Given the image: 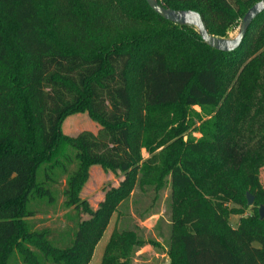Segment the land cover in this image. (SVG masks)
Returning a JSON list of instances; mask_svg holds the SVG:
<instances>
[{
  "label": "trees",
  "instance_id": "1",
  "mask_svg": "<svg viewBox=\"0 0 264 264\" xmlns=\"http://www.w3.org/2000/svg\"><path fill=\"white\" fill-rule=\"evenodd\" d=\"M158 1L198 12L210 34L228 38L260 0ZM132 80L145 115L134 111ZM261 89L264 11L240 47L224 52L146 0H0V264L17 256L24 264H88L137 185L140 149L160 129V111L220 104L212 141L184 142L181 127L167 138L161 174H170L172 186L169 264H264V219L257 214L233 227L227 207L244 202L246 192L264 204ZM81 111L99 131L65 136L64 119ZM93 165L125 174L95 211L79 196ZM63 176V204L76 221L56 241L31 220L41 205L57 204L54 186ZM133 242V232L114 233L101 264H128Z\"/></svg>",
  "mask_w": 264,
  "mask_h": 264
},
{
  "label": "rangeland",
  "instance_id": "2",
  "mask_svg": "<svg viewBox=\"0 0 264 264\" xmlns=\"http://www.w3.org/2000/svg\"><path fill=\"white\" fill-rule=\"evenodd\" d=\"M241 20L237 21L228 33V38L237 35ZM135 79L134 76H131ZM131 96L134 111L137 114L145 115L142 96L140 90L134 85L132 80ZM261 89L256 94H263ZM262 105V104H261ZM260 106V105H258ZM223 106L201 107L194 106L186 112L178 108H164L160 111L155 122L160 125L156 132H148L150 138L149 147H141V161L139 162V174L137 185L132 194L120 202L116 212L107 223L102 236L95 244L91 259L88 264H101L105 249L114 233L133 232L136 242L130 244L127 253L128 264H169L171 226H172V186L171 176L162 175L163 160L166 155V147L173 141L168 140L173 129L183 128L182 136L184 142L189 140L201 141L213 140L214 123L217 120L219 111ZM238 111V106H236ZM255 109L252 111V113ZM154 121V119H152ZM100 125L86 111L76 112L67 116L61 126L62 133L68 137H75L83 131L97 133ZM163 142L159 144V140ZM162 175V177H161ZM44 176L43 169L38 172V179ZM123 172L113 173L100 165H93L89 169V177L81 188L79 196L88 202L95 211L105 200L107 192L118 187L124 178ZM65 178L62 183L54 186L58 195L57 204L41 205L35 217L31 220L37 229H50L49 238L59 241L63 233L73 227L76 221L74 209L67 210L63 204L62 195L65 187ZM261 182L264 187V168L260 174ZM241 196L244 202H230L227 207L232 213L229 215V222L236 227L241 220L254 217L259 214L261 202L252 205L248 204L247 194ZM251 194V193H250ZM253 195V194H252ZM254 196V195H253ZM255 197V196H254ZM81 219H88L87 214L81 213ZM59 238V239H58ZM58 243V242H57ZM60 244V243H59ZM11 264H24L19 256ZM121 261H124L121 259ZM51 264V263H50Z\"/></svg>",
  "mask_w": 264,
  "mask_h": 264
},
{
  "label": "water",
  "instance_id": "3",
  "mask_svg": "<svg viewBox=\"0 0 264 264\" xmlns=\"http://www.w3.org/2000/svg\"><path fill=\"white\" fill-rule=\"evenodd\" d=\"M151 9L160 15L165 20H168L174 24L180 26L190 25L194 26L204 42L210 47L224 52H232L240 47L242 44L250 24L254 19L264 11V0H260L255 3L242 18L237 35L234 38L218 37L210 34L202 20L201 15L193 10H176L167 7L158 0H146ZM248 204L254 203L255 197L247 194ZM260 218L264 219V206H261L259 210Z\"/></svg>",
  "mask_w": 264,
  "mask_h": 264
}]
</instances>
